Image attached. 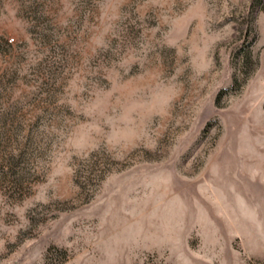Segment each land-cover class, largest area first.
Wrapping results in <instances>:
<instances>
[{
  "label": "rangeland",
  "instance_id": "1",
  "mask_svg": "<svg viewBox=\"0 0 264 264\" xmlns=\"http://www.w3.org/2000/svg\"><path fill=\"white\" fill-rule=\"evenodd\" d=\"M0 264H264V0H0Z\"/></svg>",
  "mask_w": 264,
  "mask_h": 264
}]
</instances>
